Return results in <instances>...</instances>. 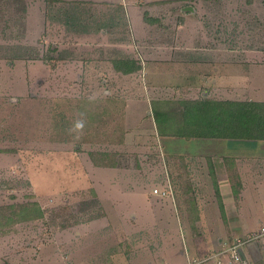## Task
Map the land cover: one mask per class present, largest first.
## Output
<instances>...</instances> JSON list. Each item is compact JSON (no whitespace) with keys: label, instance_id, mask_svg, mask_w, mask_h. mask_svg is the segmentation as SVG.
<instances>
[{"label":"crops","instance_id":"0c3cea01","mask_svg":"<svg viewBox=\"0 0 264 264\" xmlns=\"http://www.w3.org/2000/svg\"><path fill=\"white\" fill-rule=\"evenodd\" d=\"M52 1L88 5L98 8L99 13L103 8H119L132 32L143 39L159 23L153 15L162 13L166 5L184 0ZM175 10L169 9L168 13ZM180 11L185 19L195 14L190 7ZM47 34L51 44L75 54L72 63L76 67H67L70 73L77 71L78 79L84 74H97L102 81L94 91L84 90L87 97L62 99L67 100L65 105H61L64 101H54L51 152L54 159L67 161L63 167L66 181L57 174V184L62 186L59 190L88 193L106 216L99 221V230L85 226L84 232H71L66 248H42L37 258L30 256L29 264H217L215 260L207 261L236 241L247 240L264 229V118L253 121L249 106L264 107V55L241 57L238 61L228 56L220 63L214 55L186 48L178 53L179 60L149 61L117 53L108 58L109 47L124 46L109 45L106 26L100 25L95 31L54 26ZM70 59L42 58L39 66L62 60L69 64ZM84 63L88 66L81 67ZM133 77L145 84L163 81L173 88V84H180L187 92L207 98L181 101L195 104L199 116L194 122L179 121L178 127L172 122L159 124L157 111L167 114L169 108L157 109L151 103L150 115L159 145L155 157L162 162V178L155 188L138 187L126 197L125 179L116 184L126 174L120 162L124 155L103 147L107 146L110 113L125 105L119 91L107 86L108 79ZM79 94L83 95L82 90ZM96 95L99 98L93 97ZM214 95L219 97L211 99ZM117 102L119 106H115ZM78 120L84 122L83 130L70 131ZM56 167L59 170V165ZM101 181L103 184H99ZM155 190L166 194L157 196ZM109 191L115 194L104 195ZM117 208L121 209L119 216ZM110 211L114 216L109 215ZM125 224L130 227H121ZM130 239L138 243H128ZM241 255L247 264H264V251L258 244L246 245Z\"/></svg>","mask_w":264,"mask_h":264},{"label":"rangeland","instance_id":"374dc122","mask_svg":"<svg viewBox=\"0 0 264 264\" xmlns=\"http://www.w3.org/2000/svg\"><path fill=\"white\" fill-rule=\"evenodd\" d=\"M189 7L195 14L185 19L180 10ZM169 9L176 10L170 14ZM96 10L72 2L0 0V264H29L30 256L37 258L42 248H66L67 234L84 232L85 226L99 230V221L106 216L88 193L68 194L60 191L62 186L57 184V174L66 181L63 167L67 161L52 157V104L58 100L65 105L67 100L62 99L87 97L84 90L94 91L102 81L97 74H84L78 79L77 71L67 70L68 65L76 67L72 63L75 54L51 44L47 33L54 26H72L81 31L106 26L109 45L124 46L109 47L108 58L117 53L120 57L136 55L149 61L179 60L178 53L186 48L201 55H214L220 63L228 56L238 61L241 57L264 55V0H184L166 5L162 13L153 15L159 23L143 39L132 32L119 8H103L101 13ZM51 57L71 61L39 66L42 58ZM108 81L107 86L119 91V99L125 105L110 113L107 146L103 148L123 153L120 162L126 174L116 184L125 179L122 182L128 197L138 187L155 188L162 178V162L155 157L159 145L150 115L151 103L157 109L169 108L168 113L175 116L181 101L207 97L193 95L180 84H173L175 89L163 81L145 84L139 77ZM81 90L83 95L79 94ZM107 194L112 196L115 192H104ZM119 210L114 211L117 216ZM109 215L114 216L111 211ZM134 242L138 243L128 241Z\"/></svg>","mask_w":264,"mask_h":264},{"label":"built area","instance_id":"2783aa9c","mask_svg":"<svg viewBox=\"0 0 264 264\" xmlns=\"http://www.w3.org/2000/svg\"><path fill=\"white\" fill-rule=\"evenodd\" d=\"M154 194L157 196H165L166 193H160L159 190H155ZM251 243L258 244L264 251V229H261L259 232L253 234L247 240L236 241L219 254L209 258L207 262L215 260L217 264H247V262L242 258L241 251L246 245Z\"/></svg>","mask_w":264,"mask_h":264},{"label":"trees","instance_id":"16d2710c","mask_svg":"<svg viewBox=\"0 0 264 264\" xmlns=\"http://www.w3.org/2000/svg\"><path fill=\"white\" fill-rule=\"evenodd\" d=\"M240 104H237L239 106ZM181 108L178 111V114L173 116L171 113L164 114L163 112L156 113L157 121L159 124H164L172 122L173 126L178 127L179 121L183 120L185 122L195 121L197 116L196 106L193 103H182L180 104ZM251 107V118L253 121L262 120L264 118V107L258 104H250ZM204 114V112H203ZM166 116V118H164ZM165 122V123H164Z\"/></svg>","mask_w":264,"mask_h":264},{"label":"clouds","instance_id":"9594fccd","mask_svg":"<svg viewBox=\"0 0 264 264\" xmlns=\"http://www.w3.org/2000/svg\"><path fill=\"white\" fill-rule=\"evenodd\" d=\"M84 128V122L82 120H78L75 122V124L73 125V128L70 129V131L72 132H80L82 131Z\"/></svg>","mask_w":264,"mask_h":264}]
</instances>
